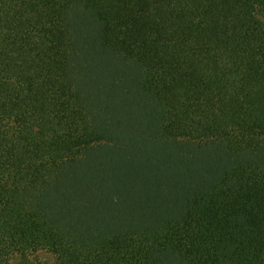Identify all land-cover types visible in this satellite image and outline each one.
<instances>
[{
	"label": "trees",
	"instance_id": "obj_1",
	"mask_svg": "<svg viewBox=\"0 0 264 264\" xmlns=\"http://www.w3.org/2000/svg\"><path fill=\"white\" fill-rule=\"evenodd\" d=\"M38 249L264 264V0H0V264Z\"/></svg>",
	"mask_w": 264,
	"mask_h": 264
},
{
	"label": "rangeland",
	"instance_id": "obj_2",
	"mask_svg": "<svg viewBox=\"0 0 264 264\" xmlns=\"http://www.w3.org/2000/svg\"><path fill=\"white\" fill-rule=\"evenodd\" d=\"M29 256L31 259L49 262L50 264H58L54 255L44 249H38L37 251L31 252ZM18 259L19 256H14L12 258L13 261H17Z\"/></svg>",
	"mask_w": 264,
	"mask_h": 264
}]
</instances>
